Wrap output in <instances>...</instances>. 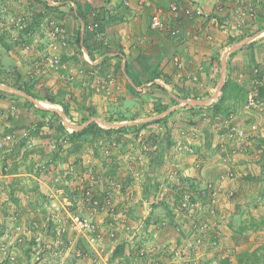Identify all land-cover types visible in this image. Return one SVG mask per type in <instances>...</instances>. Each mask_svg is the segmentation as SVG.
Wrapping results in <instances>:
<instances>
[{
    "label": "rangeland",
    "instance_id": "1",
    "mask_svg": "<svg viewBox=\"0 0 264 264\" xmlns=\"http://www.w3.org/2000/svg\"><path fill=\"white\" fill-rule=\"evenodd\" d=\"M47 1L0 0V82H3L0 83V143H4L0 146V245L4 246V251L0 250V264H182L186 258L183 255L176 256L174 248L177 246V249H180L189 232L186 220L178 218L184 223H180V233L176 232L177 216L171 209L173 213H169V220L172 222L170 229L181 237L180 243L165 244L157 249L156 244L152 242L156 236L155 229L145 227L144 222L150 219L151 215L158 216L153 210H150V216L149 210L147 213H140V210L144 211V206L138 211L131 209V213L122 212L121 206L127 202H119V198L124 192L143 191L147 186L151 189L150 198L153 201H149L148 207H169L171 201L175 208H178L176 198L172 195L170 197L168 190L179 185L182 191L187 188L192 196L202 200L200 191L196 189L200 186L194 184L190 179L193 177L191 172L188 173L181 165L188 158L194 159V162L199 158L204 161L208 159L210 166L216 161L218 166L220 165V171L222 168L224 171L229 169L235 176L234 181L226 185L228 189L233 190V196L220 200L219 205L215 207L216 216L210 221L212 232L206 238L209 241L203 244L205 252L210 255L208 261L211 264H221L222 260H227V264H264V126L257 116H247L243 109L251 69L254 65L261 64L259 62H264V8L258 9L253 20L241 18L236 13V8L228 14L225 11V17L220 16L218 19L214 13L207 19L203 17L200 23H212L211 34L204 31L203 35L207 40L213 41L217 38V41L221 42L214 58L215 68L210 69L214 73L213 82L205 93L204 100L213 97L221 75L222 56L236 43L242 44L241 49L225 58L224 74L225 82L230 80L239 85L242 94L228 91L222 111L215 114L212 105L222 96L221 91L211 104L201 106L203 108L191 107L197 113L192 112L189 118L186 117V111H189L186 108L189 105L182 104L180 107L175 99L180 98L176 96L179 89L194 87V84L186 77L184 79L183 76H173L175 70L181 68L175 65L174 61L170 66L173 67H169L173 70H170V73H173L170 76L158 68L151 69L149 64H142L140 69L134 68L132 56L130 64H122L124 73H121L118 60L124 54H119V44L114 42L111 45L106 36L103 37V40L107 38L106 44L95 40L96 33L90 29L96 24L95 31L101 32L103 26L95 17L100 15L97 11L105 9L102 6L103 3L106 6L105 0L71 1L81 5L87 4L92 8L90 10L93 17L87 14L91 21L84 26L83 34L88 32L87 28L90 27V39L102 53L99 54L96 50V58L101 60L94 66L90 65L91 68L87 67L89 64H86L83 55L75 46L76 43L74 44L80 33V26L74 30L73 36H67L64 26L56 20L63 19L58 10L59 5H67L64 2L70 0H49L50 5H47ZM115 1L114 16L123 17L124 14H130L132 8H139L146 12L143 16L145 23L149 24L151 10L145 3L152 5L153 1ZM11 2H15L17 6ZM57 3L59 4L56 5ZM224 5L220 7L225 9ZM67 8L70 10L69 5ZM116 17L111 19L109 16L107 23L118 25L119 19ZM54 25L63 31L62 37L56 36V41L52 40L50 33ZM35 26L43 29L42 33L45 31L43 34L48 44L55 41L62 50L74 45V60L64 62L75 70L73 73L69 69L60 73L59 70H49L43 66V59L47 54H57L60 57L59 49L46 51L41 60L37 61V64L34 61L35 66L30 68H17V65L14 67L13 61H24L27 56H31V50L36 48L26 44L24 36L21 37L23 33L31 38V44L41 43L36 37L38 32ZM230 38L236 39L233 44H229ZM248 38L253 39L243 43ZM226 41L228 42L224 43ZM254 53L258 59H254ZM112 54L116 56L110 57ZM18 62V65L22 64ZM61 62L63 63L62 59ZM212 62L211 60L210 65ZM76 65H79V68ZM125 65L132 85L124 79ZM151 72H157L158 78L150 81L148 87H140L142 82L147 81V75ZM141 73L143 75H139ZM95 75L114 77L120 85V91H114L108 96L95 93L92 83ZM176 78L179 80L174 83V89L161 81L173 82ZM17 80L19 85L29 88L35 98L13 88L12 85ZM134 80L137 83L139 81V86L135 85ZM126 84L132 86L135 91L137 87L140 89L131 93ZM195 89L199 90V87L196 85ZM149 90L157 94L168 90L175 97L172 99L175 102L169 101L165 96L164 104L162 99L152 100ZM230 93H235L233 99H230ZM48 96L54 97L56 102L62 105H53L41 100ZM127 97L133 100H126ZM63 105L67 106V110ZM174 106L178 109L170 112L169 108ZM157 107L166 109L156 112ZM230 115H233V119L229 118ZM156 120L158 122L150 123ZM13 121L20 122L14 123V126H5ZM229 121L231 124L228 126L233 125L245 133V138L238 148V144L230 146L229 140L220 138L226 134L224 126ZM92 122L103 129L116 125L118 127L111 129L126 127L128 131L125 134L114 133L109 137L99 138L94 143H74L68 139L69 134L84 129L86 124ZM140 124L147 125L139 131ZM6 136L9 139L5 140ZM184 136L189 142L181 140ZM178 142L185 143L193 152L176 151ZM77 143L81 145L79 152H71ZM167 145H172L168 151ZM177 156L179 160H174ZM152 160L157 163L151 165ZM223 160L226 161L221 168L220 163ZM151 166L153 172H157L159 176H148V173L142 177V173L146 170L148 172ZM197 168L200 169L201 166ZM106 186L110 188L111 201L102 203V208L92 211L84 201L85 195L89 193L98 196L100 190ZM69 216L92 219L101 241L98 248L86 243L82 237L58 233L59 224L62 220H68ZM206 217L202 216L201 220ZM214 243L217 245L214 246ZM117 247L125 250L116 255ZM140 251L146 256H141ZM153 251H161V260H156L157 257L149 253ZM153 258L156 259L152 263ZM199 261L203 262L201 259Z\"/></svg>",
    "mask_w": 264,
    "mask_h": 264
},
{
    "label": "crops",
    "instance_id": "2",
    "mask_svg": "<svg viewBox=\"0 0 264 264\" xmlns=\"http://www.w3.org/2000/svg\"><path fill=\"white\" fill-rule=\"evenodd\" d=\"M49 1V0H48ZM47 1V5H50L49 2ZM70 1H65L63 4V6L58 7L59 12L62 13L63 15V19L57 18V22H61V24L64 26V30L67 33V36H73L74 35V30L77 28V26H80V42H79V47H77V44H75V46L77 47V50L83 55L84 59L89 60L91 63H97L98 61L101 60V58L97 57V47L95 45H93V42L90 39V33L89 32V28H87L88 32H85L83 34V29H84V23L83 21L79 20L76 16L75 10H76V6L73 2ZM153 2L152 6L156 7V6H168L169 3L172 0H151ZM182 3L186 4V5H190V6H194V7H199L202 11V13H204V15L208 16L214 13V16H216V19L220 18V16H224L225 17V11L228 14V12L232 11L234 12L235 10V6L230 3L227 0H220L221 1V5L225 4L224 7L225 9H221L220 11H216L214 9V0H181ZM227 1L229 4L227 5L226 2ZM104 2H106V6L105 3H103L105 7V9H100L99 14L98 15L101 18V23L105 24V26L102 27V30L100 32V34L103 37H107L109 42L111 43H118L119 44V48L121 49V51L123 52L124 56H121L120 59L118 60V62H120V67L122 70V64L124 62H126L127 64H130L131 58L133 56V64L132 65L134 68L140 69V67L142 66V64H149L151 66V69H156L157 68L159 70H162V73H167V74H173L170 73V67L171 66V62L174 61L175 65H178V67H181L178 70H175V73L173 74L174 77H178V76H183V78L185 79V77L188 79V81L192 84H194V87L197 85L199 87V90H197V94H196V100H204L205 98V93L208 92L211 83L213 82V75L214 73L210 71V69H213V67L215 68V56L217 54V52L219 51L220 48V41H217V38H214L213 41L207 40V37L205 36H200V38L194 40V39H190V40H183V39H175L173 37H170L167 35H162L159 33H154L152 31L149 30V24L145 23V18H144V10H140L139 8H132L131 11L129 12L130 14L128 15H123V17H116L114 15H116V13L113 12V6H115V0H105ZM14 5L16 4L15 2H11ZM59 3H57L56 5H58ZM62 4V3H61ZM113 4V5H112ZM68 5L70 6V10L68 7ZM17 6V5H15ZM142 8V7H140ZM217 8V7H215ZM149 10H151L149 8ZM223 12V13H222ZM109 16L111 19H114L115 17L117 19H119V24L118 25H113V22L107 23V20L109 19ZM118 16V15H117ZM126 16V17H124ZM91 17V16H89ZM89 17L87 18V22L90 23V19ZM114 17V18H113ZM223 17V18H224ZM104 18V19H103ZM206 18V19H207ZM205 20V19H204ZM213 20V19H212ZM211 21V20H210ZM228 21V20H227ZM203 23H200V27H202V29L205 32H208L211 34V29H212V23L209 22L207 25L205 23V21H202ZM36 27V26H35ZM36 31L38 32L37 34V39L41 42L38 44H31L30 40L31 38H28L26 36V34H22L21 37L25 39V42L27 45H30L31 47L34 45L36 48L31 50L30 55L31 56H27V58L22 61L21 59L18 60L20 61L22 64L18 65L19 62L18 61H13V57L11 56V60L15 63L14 67L16 66L18 68V66L20 68H30L32 66H35V62L37 64V61L41 60V56H44V53L46 51L51 52L54 48L55 51H58V49L61 51L60 53V58L63 61V64H65L64 62H70L71 60H74L73 56H76V54H74L75 52V47L72 44L71 46L69 45L68 48L66 50H62L60 49L55 43L53 44H48L46 42V36L45 31L42 33L41 30L43 31V29L40 30V27H36L35 28ZM86 30V31H87ZM92 30V28L90 29ZM17 31V30H16ZM77 31V30H76ZM195 33V31H194ZM107 38H105V40H107ZM139 38V39H137ZM172 38V39H171ZM218 43H217V42ZM108 42V43H109ZM228 41L224 42L227 43ZM142 45V46H141ZM34 46L32 48H34ZM258 46V44H257ZM53 47V48H52ZM86 48H90L92 54L95 56V60H91L90 56L87 52ZM244 48V47H243ZM241 49V48H240ZM249 56L251 55V53H248ZM110 57L112 56L113 58L116 55H109ZM17 57V56H16ZM78 57V55H77ZM109 57V58H110ZM264 57V56H263ZM82 58V56H81ZM108 58V56H107ZM262 58V56L260 57ZM172 59V61H171ZM179 59V60H177ZM254 59H258L257 54L255 55L254 53ZM264 59V58H262ZM106 60V59H105ZM211 60L212 65L211 64ZM35 61V62H34ZM86 62V60H85ZM113 62V61H112ZM261 64H264V62H259ZM87 64V62H86ZM141 64V65H140ZM157 64H160L157 66ZM66 67H68L69 70H71V72L73 73L75 70L72 68H69V64H65ZM146 65V66H149ZM77 68H79V65H76ZM15 67V68H16ZM87 67H90V65H87ZM170 67V68H169ZM17 70V69H16ZM124 70L121 71V73ZM173 71V70H172ZM61 73V71H60ZM126 74V75H125ZM125 74H124V79L127 80V82L130 83L129 78L127 76L126 70H125ZM139 75H143V73L139 74ZM31 77V75H30ZM140 79L143 80L142 76L139 77ZM138 78V79H139ZM123 79V81H125ZM135 79V78H134ZM179 79L176 78L173 82H166L164 80H161L163 83H166L167 87H173V89L175 88L174 83L177 82ZM23 81V80H21ZM171 81V80H170ZM139 82V81H138ZM218 83V82H217ZM133 84V83H132ZM131 84V85H132ZM149 82H142L140 87L149 86ZM140 87L136 88V91L138 92V90L140 89ZM187 87V86H186ZM193 87V86H192ZM149 97L152 100H158L162 99V103L164 104L166 101H164V96L166 98L169 99V101H171L172 99H174L175 97H173L172 93H170L168 90L164 91L163 94H161V92L159 94H157L155 91H151L149 90ZM230 99H233L235 96V93H230ZM194 96V95H193ZM191 94V97H193ZM128 98V99H127ZM126 100H133V98H129L127 97ZM178 99L180 100H184L181 97L175 99L176 102L178 103V106H182L183 103H181ZM192 99V98H189ZM187 99V100H189ZM191 107L193 106H188L186 109H188L189 111H186V117H191V113L195 112L197 113V111L193 110ZM190 108V109H189ZM195 108H203V107H195ZM178 108L174 107H170L169 111H175ZM30 116H33V112L30 113ZM20 121H16V122H12L9 125H7V123L5 124V126H14L13 124L16 123L18 124ZM181 140L184 141H188L187 138L181 137ZM189 142V141H188ZM169 148H172V145H167L166 146V150L168 151ZM179 160L178 156L175 157L174 160ZM162 159L159 160V162H161ZM182 160V159H180ZM178 162V161H176ZM194 159L192 158H188L186 159V162H182L181 165L183 166V168L185 170H188V173L191 172V176H193L192 181H194V184H196L197 186H200V188L197 189V191H200L201 187H202V183L203 181H213L216 182L217 181V176L220 174V168L218 166V162L214 161L212 163V165H208L209 160H201L200 158L197 159L198 164H200L201 168L197 169L194 168L196 162H194ZM216 162V163H215ZM151 165H155L157 162H154L153 160L150 162ZM188 165V166H187ZM192 170V171H191ZM150 171V172H149ZM149 171L147 172V170L145 171V173H142V177L146 176V174H148V176H153V177H157L159 176L157 172H153V168L152 166L149 167ZM147 172V173H146ZM10 176V175H9ZM140 176V178H141ZM194 185V187L196 186ZM151 189L148 188L146 186V188L143 191H139L136 190L135 193L133 192H124L123 194L120 195V201L127 202L126 204H122V212H132L131 209H136L137 211L139 209H142L141 206H144V211L140 210V213H147V210H149L148 216H150V210H153L155 212V214L158 217L152 216L150 217V219H146V221L144 222V226L145 227H150L155 229L154 233L156 234V236L153 238L152 242H154L157 246V249L160 247H163V245L168 244V245H175L180 243L179 240H181L180 236L178 234H175L171 231V227L170 225H172V222H170V212L173 213L172 211H170L171 209L168 207V205L164 206V205H156L153 207H148L149 201L153 202L150 198V196H152V193L150 192ZM137 203V205H135ZM138 214V213H137ZM164 217V218H162ZM218 218V215L217 217ZM125 223V222H124ZM167 223V224H166ZM216 223V221H215ZM142 224V222H141ZM140 224V225H141ZM166 224L165 227H163V225ZM143 225V224H142ZM212 232V231H211ZM211 232L209 233L208 236L211 235ZM209 240L205 241V244L208 242ZM217 244L214 243V246H216ZM155 246V245H154ZM143 248V245H142ZM206 249L204 247L201 248L200 252L198 253V257H200L201 260H203L204 263H209V254L205 252ZM161 252V251H160ZM160 252L156 253V252H149L150 254H152L153 256L155 255L156 260H161V256H160Z\"/></svg>",
    "mask_w": 264,
    "mask_h": 264
},
{
    "label": "built area",
    "instance_id": "3",
    "mask_svg": "<svg viewBox=\"0 0 264 264\" xmlns=\"http://www.w3.org/2000/svg\"><path fill=\"white\" fill-rule=\"evenodd\" d=\"M232 3L236 8V13L246 20H253L256 17V13L260 7L264 8V0H227ZM91 2V0H87ZM214 4L217 7V10H221L220 7L221 1L214 0ZM145 6L151 9V14L149 16V30L152 32H163L167 31L175 39L190 40L191 38L196 40L200 36H204V30L200 27V22L203 20V17L207 18L204 13H202L199 7H194L182 3L181 0H172L166 7L152 6L150 3L146 2ZM96 24L92 26V31L96 33L95 40L100 44H106V40H103V36L95 31ZM195 31V33H194ZM51 38L52 40H57V35L63 34V31L56 25L51 28ZM139 39V38H137ZM51 40V41H52ZM55 41H52L53 44ZM65 42V41H63ZM53 48V47H52ZM54 49V48H53ZM86 62L94 66L99 63H91L89 60L85 59ZM43 63L45 68L49 70H59V72H65L68 70L65 64L61 62V58L57 54H47ZM71 72V70H69ZM97 74V72H96ZM250 78L246 86V96L244 101V113L247 116H257L259 121L264 126V64H256L251 69ZM93 90L97 94H104L108 96L110 93L119 92L120 85L114 80V77L107 75L106 77H100L95 75L93 78ZM230 119H233V115L229 116ZM231 124V121L227 122L224 126L226 129V134L220 138L229 140L231 143L230 146L238 144L237 148L240 146L245 138V133L242 129H237L235 126H228ZM264 132V131H263ZM9 139L8 136L5 137V140ZM4 143H0L2 147ZM247 148L244 149L246 151ZM175 150L178 152H190L192 149L187 146L185 143L178 142L175 146ZM226 160H223L221 164L224 166ZM198 162L195 163V167H199ZM223 170V168H222ZM220 172V175L217 178L216 182L205 181L204 185L200 189V198L192 196L190 191H182V187L179 185L172 186L170 191L173 198H176V205L178 208H175L173 202H169V208L174 211V214L177 216L176 220V232L180 233L182 230L181 224L184 223L183 220L178 218L182 217L186 220V225L189 226V232L183 240V244L180 246V249H177L175 246L174 250L175 255H183L186 258V261H183L182 264H201L198 257L203 244L206 241L210 231V221L211 218L216 216V206L219 205L220 200L223 197L231 198L233 192L231 189H228L226 185L234 181L235 176L233 172H230L229 169L226 171ZM173 180V179H171ZM174 181V180H173ZM179 184V182H178ZM177 187V188H174ZM101 197V198H100ZM84 201L88 206H90L92 211H97L102 208V203H109L111 201L110 188L104 187L100 190L98 196L87 193L84 197ZM176 209V211L174 210ZM207 216L206 219H202V216ZM181 223V224H180ZM58 233H69L76 237H82L85 239L86 243L94 246H100L101 241L99 235L96 232V226L93 224L92 219L87 217L80 216H69L68 220H62L59 224ZM1 246V251L3 252V244ZM140 255L144 256L145 253L140 251ZM146 256V255H145ZM154 259H152V263Z\"/></svg>",
    "mask_w": 264,
    "mask_h": 264
},
{
    "label": "trees",
    "instance_id": "4",
    "mask_svg": "<svg viewBox=\"0 0 264 264\" xmlns=\"http://www.w3.org/2000/svg\"><path fill=\"white\" fill-rule=\"evenodd\" d=\"M75 3V6H76V10H75V13H76V16L79 20L83 21L84 23V26L87 25V14H89V16H91V18L93 17L92 15V12L90 9V6H88L87 4L85 5H81L75 1H73ZM92 14V15H91ZM104 19V18H103ZM95 20L101 22V18L99 16L95 17ZM101 26H105V24L101 23ZM149 27V26H148ZM154 33H159V34H162V35H167L172 37L170 35L169 32L167 31H163V32H154ZM235 38H230L229 39V44H233L235 42ZM79 42H80V36L78 35V38L76 39V44H77V47H79ZM87 49V52L90 56V59L93 61L95 60V56L92 54L91 52V49L90 48H86ZM97 51H99V49L97 48L96 49ZM101 54L102 52L99 51ZM118 52L119 54H123L121 49H118ZM98 54V52H97ZM233 54V53H231ZM230 54V55H231ZM125 70H126V73L128 74V69H127V66L125 65ZM155 70V69H153ZM148 79L146 82H150L152 80H155L158 78V73L157 72H151V74H148ZM19 77V76H18ZM1 84L3 82H0ZM134 83L136 86H139V82L137 83L135 80H134ZM127 88L129 89V91H131V93H136L135 89L126 84ZM13 88H16L18 89L19 91L21 92H24L25 94L35 98L33 96V94L30 92L29 88L27 87H24V86H21L18 84V80L15 81V83L12 85ZM222 96L220 97V99L214 104L212 105V108H213V112L216 114V113H219L220 111H222V107H223V104L226 100V94L228 91H232V92H236L237 94H242V89H240V86L237 85L236 83L232 82V81H226L225 84L223 85L222 87ZM191 94L193 97H191ZM196 94H197V90L195 89V87H183L182 89H179V92L176 94L177 97H181L182 99L184 100H187L189 98H192V99H196ZM41 100H44L45 102L47 103H50V104H53V105H62L61 103H58L56 102V100L54 99V97H51V96H48V97H45L44 99H41ZM172 102H175L174 100H172ZM63 107L65 108V110H67V106L66 105H63ZM166 109V107H157L155 110L156 112H162ZM158 122V120L156 121H153V122H150V123H156ZM149 124V123H148ZM147 124H140L139 125V131ZM60 129H62V126L59 127ZM128 131V128L126 127H121V128H118V129H103L101 128L97 123L95 122H92L90 123L89 125H87L84 129L80 130V131H77V132H74L72 134H69V137L68 139L74 143L76 142H80V141H84V142H89V143H94L95 141H97L99 138H103V137H109L110 135L114 134V133H122V134H125V132ZM264 142V141H262ZM80 144L77 143L76 145L73 146L71 152H79V149H80ZM261 156V155H260ZM249 178V177H248ZM233 192V190H232ZM234 194V193H233ZM243 228V227H242ZM243 230V229H241ZM241 232V231H240ZM125 248H122V247H117L116 250H115V254L117 255L118 252L120 251H124ZM201 264H206L204 262H202ZM207 264H211L210 262L207 263ZM212 264H217V263H212ZM221 264H227V260H222L221 261Z\"/></svg>",
    "mask_w": 264,
    "mask_h": 264
},
{
    "label": "water",
    "instance_id": "5",
    "mask_svg": "<svg viewBox=\"0 0 264 264\" xmlns=\"http://www.w3.org/2000/svg\"><path fill=\"white\" fill-rule=\"evenodd\" d=\"M249 39V40H248ZM246 39L243 43H248L250 40H252L253 38H248ZM241 43H236L234 45H232L227 51L224 52L223 56H222V60H221V65H222V68H221V75H220V78H219V81L217 83V86H216V89H215V93L213 95V97L210 99V100H196V99H189V100H180L181 103L185 104V105H190V106H193V107H201V106H206V105H209L211 104L213 101L216 100V97L217 95L221 92L222 90V87L225 83V71H224V62H225V58L237 51L238 49L241 48ZM24 95V94H23ZM24 97L28 98V99H31L30 97H28L27 95H24ZM88 124L85 125V127L87 126ZM121 126V125H119ZM108 129H111V128H116L118 126L116 125H110V126H107ZM76 128H80L82 129L81 127H76Z\"/></svg>",
    "mask_w": 264,
    "mask_h": 264
}]
</instances>
